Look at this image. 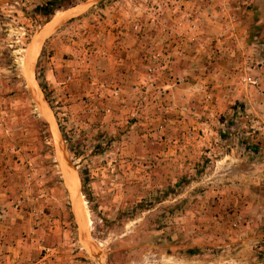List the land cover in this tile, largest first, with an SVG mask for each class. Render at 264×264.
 I'll use <instances>...</instances> for the list:
<instances>
[{
  "label": "rangeland",
  "instance_id": "obj_1",
  "mask_svg": "<svg viewBox=\"0 0 264 264\" xmlns=\"http://www.w3.org/2000/svg\"><path fill=\"white\" fill-rule=\"evenodd\" d=\"M46 1L0 0V264H264L260 137L229 123L198 152L151 113L155 0H61L49 18L34 13ZM214 10L264 39V0ZM132 32L136 83L112 64Z\"/></svg>",
  "mask_w": 264,
  "mask_h": 264
},
{
  "label": "crops",
  "instance_id": "obj_2",
  "mask_svg": "<svg viewBox=\"0 0 264 264\" xmlns=\"http://www.w3.org/2000/svg\"><path fill=\"white\" fill-rule=\"evenodd\" d=\"M216 2L155 0L149 41L156 49L165 48L167 64L155 75L153 88L156 91L149 97L151 113L154 117L159 113L166 115L165 133L170 127L171 136L180 135L177 128H185L181 134L190 138L180 147L201 152L203 147L211 145L206 142L209 135L216 139L217 132L224 135L229 123H235L241 135L260 137L264 153V78L258 85L242 80L247 71L262 76L261 68H246L244 56L254 41L263 44L264 39L252 32L250 22L242 17L236 24L226 21L221 24L216 19ZM120 40L121 50L116 51V55L120 53L121 59L114 60L113 68L121 66L129 72L124 79L136 83L145 67L141 53L146 38L132 32L123 34ZM125 83L128 84V80ZM153 128L154 133L159 134L156 125ZM224 156V171L231 175L228 172L230 160L236 159L234 150L226 151ZM258 177L264 179V172Z\"/></svg>",
  "mask_w": 264,
  "mask_h": 264
},
{
  "label": "built area",
  "instance_id": "obj_3",
  "mask_svg": "<svg viewBox=\"0 0 264 264\" xmlns=\"http://www.w3.org/2000/svg\"><path fill=\"white\" fill-rule=\"evenodd\" d=\"M245 2V0H242ZM251 49V51H250ZM248 53L245 54L244 60L246 68L248 69H260L261 74H251L249 71L248 73L244 74L242 80L251 85H258L260 79L264 78V43L260 44L257 41L253 42V45L250 46ZM150 58L152 65L148 69V78L147 81L149 83L155 81V75L158 73L160 69H165L167 64V58L164 57L165 55V48L160 46L157 49L154 45L150 46ZM247 115V113H246ZM260 152L255 153V156H258Z\"/></svg>",
  "mask_w": 264,
  "mask_h": 264
},
{
  "label": "trees",
  "instance_id": "obj_4",
  "mask_svg": "<svg viewBox=\"0 0 264 264\" xmlns=\"http://www.w3.org/2000/svg\"><path fill=\"white\" fill-rule=\"evenodd\" d=\"M64 7L62 4H61V0H47L46 2H44L43 4H39V5H36L35 8H34V13L38 14V15H44L45 17L49 18L51 15H53V13ZM43 125L46 123L44 122H41ZM87 176H85L84 178L82 177V183H85L86 180H87ZM107 221V220H105ZM106 227L108 226V224H104ZM95 228H96V232L99 235L102 234V232L105 231V229H103L102 225L101 224H96L95 225Z\"/></svg>",
  "mask_w": 264,
  "mask_h": 264
},
{
  "label": "bare ground",
  "instance_id": "obj_5",
  "mask_svg": "<svg viewBox=\"0 0 264 264\" xmlns=\"http://www.w3.org/2000/svg\"><path fill=\"white\" fill-rule=\"evenodd\" d=\"M22 59L24 60V57H22ZM26 60H27V62H28V60H29V62L31 61V57H29V58H26ZM27 62H26V64H27ZM28 65V64H27ZM27 69V68H26ZM30 69V68H29ZM26 74H27V79H28V81H29V84L31 85V79H30V76H29V70L28 71H26ZM76 183H77V179H76V177H70V179H69V186L71 187V189L73 190V192H74V205H75V207H76V209H77V213H79V206L77 205V203H76V196H75V188H76ZM77 194H78V191H77ZM80 211H81V209H80ZM80 214V213H79Z\"/></svg>",
  "mask_w": 264,
  "mask_h": 264
},
{
  "label": "water",
  "instance_id": "obj_6",
  "mask_svg": "<svg viewBox=\"0 0 264 264\" xmlns=\"http://www.w3.org/2000/svg\"><path fill=\"white\" fill-rule=\"evenodd\" d=\"M68 161V160H67ZM68 163H69V161H68Z\"/></svg>",
  "mask_w": 264,
  "mask_h": 264
}]
</instances>
